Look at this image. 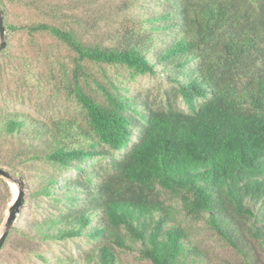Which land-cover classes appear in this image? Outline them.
I'll return each instance as SVG.
<instances>
[{"label":"trees","instance_id":"trees-1","mask_svg":"<svg viewBox=\"0 0 264 264\" xmlns=\"http://www.w3.org/2000/svg\"><path fill=\"white\" fill-rule=\"evenodd\" d=\"M8 1L5 36L25 41L1 51L0 74L16 84L0 86V165L30 172L36 216L13 225L15 251L42 264H121L125 252L151 264H264V0H103L113 10L91 21L56 0ZM56 66L80 121L15 107ZM145 73L170 84L164 100L127 86ZM94 157L107 159L100 171ZM10 197L0 177V223ZM53 242L75 252L50 255L42 246Z\"/></svg>","mask_w":264,"mask_h":264},{"label":"rangeland","instance_id":"rangeland-1","mask_svg":"<svg viewBox=\"0 0 264 264\" xmlns=\"http://www.w3.org/2000/svg\"><path fill=\"white\" fill-rule=\"evenodd\" d=\"M58 5L60 6V10L64 15L80 19L85 18L88 21H91L92 18L101 10L105 12H109L113 10V5L109 4L108 2H104L103 0H56ZM2 6L4 8L10 9V11H16L15 7L11 5V3L8 0H2ZM4 19L5 14H4ZM69 19V20H70ZM5 40H11L12 42V51L16 54L20 53L23 49L21 47V43L25 41V37L22 33H18L16 35H12V37H8V39L5 36ZM42 42L45 44L52 43L51 39L48 37H45L42 39ZM61 56L60 58L67 62L68 65L70 63L69 60V50L65 47L61 48ZM26 54H33V51L31 48L26 47L25 48ZM0 57L1 51H0ZM40 73H48L49 68L46 66L44 62H42V66H39ZM93 71H97V67H92ZM119 77L121 79H126L128 76V71L125 69H119ZM53 78L50 76H43L41 79L40 87H36L32 90L31 93V100L28 103L23 104H16L15 107L19 109H23L25 112L30 113L33 117L39 118L44 121H49L51 119V116L54 117H63V118H69V119H76L78 121L81 120V111L79 108V105L70 98L64 87L63 84L59 83V80L62 78L60 68L56 66L53 70ZM17 82V79H15ZM18 83V82H17ZM11 88L12 84H16L14 82V78L10 77L8 73L2 71L0 74V86L2 87L6 85ZM169 83L166 81L165 77L161 75L160 73L157 75H151L148 73L139 75L136 74L132 78L129 79L127 86L130 88L131 91L140 92L142 95H147L149 100L153 101H159L164 100L165 98V90L169 88ZM6 87V86H5ZM3 87V89L5 88ZM178 103L180 107L184 108V105L181 100H178ZM117 154V153H116ZM89 163L93 164V166L96 169L106 166L107 159L105 158H99L94 157L89 160ZM4 167L5 169L9 170L15 177H21L23 181V190H24V199L25 203L20 208V211L16 217V220L14 222V226L18 227H25V219H31L34 220L36 216H33L32 214V208H33V201L30 197V192L32 190V184L29 181L30 172L24 171L19 172L15 169H10L9 167L5 165H0ZM2 178V177H1ZM4 179V178H3ZM5 180V179H4ZM9 187H10V201L15 197L16 193L14 191L16 187V192L18 188L17 182H12L6 180ZM162 198L164 200L165 205L170 207L171 213L175 217V219L183 221L184 223H188L186 221V218L183 217L182 208L180 206V203L177 199H172L171 195L168 193H163ZM8 203V205H9ZM7 210V209H6ZM6 210L4 213V216L6 215ZM40 211L37 209V212ZM4 218V217H3ZM13 226V227H14ZM191 233L197 234V238L203 239L205 234H201L199 229H197L198 225H191ZM12 229V228H11ZM13 230V229H12ZM11 230V234L7 237L5 240V243L3 244L1 250H0V264H42L35 260H31L27 263L25 260V254L20 253L18 251H15L17 249L16 246H20V241L18 240L17 233L18 231L14 232ZM2 231V224H0V232ZM26 231V230H25ZM64 247V251H72L75 252V247L72 243L68 242L65 245L58 244V243H49L48 245H43L42 248L45 250H48L50 255H59L61 249ZM218 247V253L222 254L225 258L230 256L229 251H224L219 249ZM218 254V255H219ZM220 256V255H219ZM120 263L121 264H151L146 261L137 260L134 255L130 252L120 253Z\"/></svg>","mask_w":264,"mask_h":264},{"label":"water","instance_id":"water-1","mask_svg":"<svg viewBox=\"0 0 264 264\" xmlns=\"http://www.w3.org/2000/svg\"><path fill=\"white\" fill-rule=\"evenodd\" d=\"M6 40H5V26H4V12L0 3V51L5 48ZM0 177L5 180L17 182L18 188L15 197L9 203L6 215L1 220L2 231L0 232V250L5 243V240L13 227V224L16 220V217L20 211V208L24 205V190H23V181L21 177H15L9 170L0 166Z\"/></svg>","mask_w":264,"mask_h":264},{"label":"bare ground","instance_id":"bare-ground-1","mask_svg":"<svg viewBox=\"0 0 264 264\" xmlns=\"http://www.w3.org/2000/svg\"><path fill=\"white\" fill-rule=\"evenodd\" d=\"M14 191H15V193H16V187H15Z\"/></svg>","mask_w":264,"mask_h":264}]
</instances>
